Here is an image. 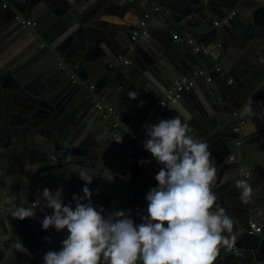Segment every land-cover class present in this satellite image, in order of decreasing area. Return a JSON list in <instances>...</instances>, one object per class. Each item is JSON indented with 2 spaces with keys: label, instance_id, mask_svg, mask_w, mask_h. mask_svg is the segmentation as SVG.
Segmentation results:
<instances>
[{
  "label": "water",
  "instance_id": "1",
  "mask_svg": "<svg viewBox=\"0 0 264 264\" xmlns=\"http://www.w3.org/2000/svg\"><path fill=\"white\" fill-rule=\"evenodd\" d=\"M141 1L0 0V264H43L47 251L60 249L68 232L42 229L49 212L33 207L35 217L24 220L11 213L32 200L41 206L37 191L44 188L62 187L74 207L73 194L82 196L85 186L81 172L93 178L87 187L94 206L130 211L139 224L161 167L143 148L144 126L172 117L210 146L213 209L223 208L234 222L225 233L232 245L220 247L214 264H264V0H246L219 26L213 21L230 3L147 0V34L133 40L146 12ZM20 17L34 24L26 30ZM173 31L187 44L174 42ZM189 38L207 51L194 50ZM201 69L209 80L193 76ZM181 77H192L193 86L170 107L160 105ZM103 91L117 99V130L112 116L95 113L92 95ZM133 150L138 160L127 159ZM244 168L252 192L241 199L235 185ZM251 220L263 225L261 233L247 232Z\"/></svg>",
  "mask_w": 264,
  "mask_h": 264
},
{
  "label": "clouds",
  "instance_id": "2",
  "mask_svg": "<svg viewBox=\"0 0 264 264\" xmlns=\"http://www.w3.org/2000/svg\"><path fill=\"white\" fill-rule=\"evenodd\" d=\"M144 127L143 148L161 165L157 186L146 194L147 214H140L137 224L130 211L98 209L87 187L93 178L84 172L79 175L85 182L83 195L73 194L74 207L63 200L62 187L38 190L52 210L45 214L42 229L68 232L58 251L43 255V264H214L220 247H231L234 237L225 233L233 232V219L223 208L213 209L216 197L210 185L216 168L210 146L197 140L179 117ZM105 178L111 181L113 176ZM235 186L241 199L250 196L249 184L238 180ZM11 214L24 220L34 218L36 211L21 204ZM19 247L28 253L22 244Z\"/></svg>",
  "mask_w": 264,
  "mask_h": 264
},
{
  "label": "built area",
  "instance_id": "3",
  "mask_svg": "<svg viewBox=\"0 0 264 264\" xmlns=\"http://www.w3.org/2000/svg\"><path fill=\"white\" fill-rule=\"evenodd\" d=\"M3 6H5V3H3ZM162 7V5H155L153 6L152 10L156 11L159 10ZM236 13L235 9H231L222 19L220 20H215L213 21V24L215 26H219L221 23H225L227 22L229 19H231ZM151 14L150 11L145 12L141 19L138 22V26L136 27V29L133 31V35H132V39L133 40H137L141 37H144L147 34V22L150 18ZM21 21V25L24 29H29L34 22L31 21L29 18L27 19H22L21 17L18 18ZM173 39H178V35L177 34H173ZM189 42L194 44V50H202L204 52L207 51V49L205 48V45L202 43H194V39L189 38L188 39ZM124 62H126V60H122ZM220 68L219 67H215V71H219ZM209 75L207 70H199L197 72L193 73L194 77H205ZM74 76L72 75V78ZM205 79L209 80V77H205ZM77 78H73V81H76ZM231 82V79L228 80V83ZM194 82H193V78L191 77H181L178 80H175L173 85L170 87V89L165 93L164 97L160 100V105L163 106H169L171 104H173L174 102H176V100L180 97V95L187 89H190L193 86ZM90 89H94L93 85H90ZM94 101V109H96V111L99 112V114L103 117V118H107V117H113V123L112 126L113 128H115L116 130L120 127V117L115 115V106L112 102H110L109 100H107L104 97H99L97 95H95V98L93 99ZM114 139L115 140H119L120 136L118 134V131L114 133ZM142 142V140H139V144ZM133 157V153L130 152V157L127 158L128 160L132 159ZM160 170V167H159ZM158 170V171H159ZM241 175L243 177V181H245L249 176H250V171L246 168L241 170ZM30 206L31 207H38L39 209L42 210V212H49V214H52V210L51 209H47L44 205V203L40 206L38 205V203L36 201H31L30 202ZM7 208L4 207L1 212L6 211ZM247 232L250 234H259L262 232L263 229V225L261 223H258L257 221L251 220L248 221L247 223Z\"/></svg>",
  "mask_w": 264,
  "mask_h": 264
},
{
  "label": "crops",
  "instance_id": "4",
  "mask_svg": "<svg viewBox=\"0 0 264 264\" xmlns=\"http://www.w3.org/2000/svg\"><path fill=\"white\" fill-rule=\"evenodd\" d=\"M221 2H222V4H227V3H230V6H229V10H231V9H235L236 11L240 8V7H243V6H245L246 7V5H247V2H246V0H221ZM139 8L141 9V11L142 10H144V11H142V12H148L149 11V5H148V3H147V0H143V1H141L140 3H139ZM143 15V14H142ZM151 17L152 16H150V18H149V20H148V22H147V25H148V23H149V21H150V19H151ZM157 19L155 18L154 20H153V23L154 24H156L157 23V21H156ZM157 28V26H155V29ZM173 34H177L178 35V33L176 32V31H173V32H171V34H170V38L174 41V42H176V41H180V43L181 44H187V41L186 40H184V42L182 41V38H180L179 36H178V39H173ZM195 40V39H194ZM196 41V40H195ZM172 42V41H171ZM216 49V48H215ZM201 70H207V69H201ZM106 93H109V92H106V91H103V94H101L104 98H106L107 100H109L110 102H112L114 105H115V103H116V101H117V99L116 98H114V97H106L104 94H106ZM180 107H179V109H181L182 107V105H179ZM176 110H177V106H176ZM95 113L96 114H98L99 115V112L98 111H96V109H95ZM133 153V152H132Z\"/></svg>",
  "mask_w": 264,
  "mask_h": 264
},
{
  "label": "trees",
  "instance_id": "5",
  "mask_svg": "<svg viewBox=\"0 0 264 264\" xmlns=\"http://www.w3.org/2000/svg\"><path fill=\"white\" fill-rule=\"evenodd\" d=\"M137 150H138V149H137ZM138 151H139V150H138ZM137 155H138V152H137L136 150H133V159L138 160Z\"/></svg>",
  "mask_w": 264,
  "mask_h": 264
},
{
  "label": "flooded vegetation",
  "instance_id": "6",
  "mask_svg": "<svg viewBox=\"0 0 264 264\" xmlns=\"http://www.w3.org/2000/svg\"><path fill=\"white\" fill-rule=\"evenodd\" d=\"M123 63H125V62L123 61ZM92 90H93V89H92ZM94 98H95V95L93 94V95H92V101H93ZM23 100L26 102V99H25V98H23ZM93 104H94V101H93ZM247 223H248V222H247ZM247 223H246V224H247Z\"/></svg>",
  "mask_w": 264,
  "mask_h": 264
}]
</instances>
